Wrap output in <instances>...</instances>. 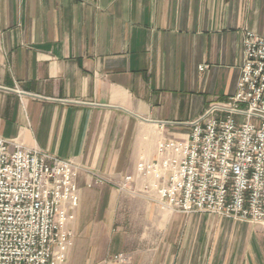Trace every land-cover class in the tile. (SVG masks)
I'll list each match as a JSON object with an SVG mask.
<instances>
[{"label": "crops", "instance_id": "crops-1", "mask_svg": "<svg viewBox=\"0 0 264 264\" xmlns=\"http://www.w3.org/2000/svg\"><path fill=\"white\" fill-rule=\"evenodd\" d=\"M247 30L264 0H0V137L82 168L67 264H264V226L116 189L236 93Z\"/></svg>", "mask_w": 264, "mask_h": 264}, {"label": "built area", "instance_id": "built-area-1", "mask_svg": "<svg viewBox=\"0 0 264 264\" xmlns=\"http://www.w3.org/2000/svg\"><path fill=\"white\" fill-rule=\"evenodd\" d=\"M243 46L236 93L211 103L185 138L160 141L156 161L139 163L119 193L174 213L264 226V38L247 30ZM81 171L71 159L0 137V264H67ZM113 260L131 263L123 253Z\"/></svg>", "mask_w": 264, "mask_h": 264}, {"label": "rangeland", "instance_id": "rangeland-1", "mask_svg": "<svg viewBox=\"0 0 264 264\" xmlns=\"http://www.w3.org/2000/svg\"><path fill=\"white\" fill-rule=\"evenodd\" d=\"M118 192V191H117ZM119 193V192H118ZM121 195H125V194H123V193H120ZM126 196H128V197H132V198H138V199H142V198H139V197H133V196H131V195H126ZM146 201H148V202H150V203H152V204H154L156 207H158L159 209H161L162 211H166V212H169V213H174V212H171V211H168V210H166V209H164V208H162L159 204H157L156 202H154V201H149V200H147V199H145ZM78 210V209H77ZM77 210H76V212H77ZM174 214H180V213H174ZM182 215H186V214H182ZM189 215H192V214H189ZM209 217H215V218H218V216H214V215H209ZM221 218V217H220ZM234 221V220H233ZM236 222H238V221H236ZM241 223H244V222H241ZM74 237H75V234H74ZM74 239V238H73ZM72 245V244H71ZM124 254V253H123ZM127 257H128V259H130V262H132L131 261V257L129 256V255H127V254H125ZM68 260V259H67ZM112 261H114L113 260V258H112ZM116 263V262H115Z\"/></svg>", "mask_w": 264, "mask_h": 264}]
</instances>
